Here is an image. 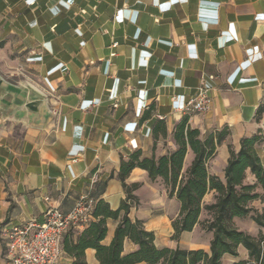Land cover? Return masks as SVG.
Listing matches in <instances>:
<instances>
[{
  "label": "crops",
  "instance_id": "0c3cea01",
  "mask_svg": "<svg viewBox=\"0 0 264 264\" xmlns=\"http://www.w3.org/2000/svg\"><path fill=\"white\" fill-rule=\"evenodd\" d=\"M200 85L210 109L182 114ZM184 116L202 138L226 129L208 162L221 179L228 146L237 152L241 138L264 134V0H0V226L41 220L49 206L66 213L83 195L118 208L121 159L175 150L172 131ZM256 152L264 163V142ZM192 158L188 150L183 171ZM125 182L140 185L129 217L154 232L157 246L176 247L175 196L140 168ZM255 182L247 169L244 183ZM202 201L212 203L214 191ZM117 222L106 219L103 244ZM238 227L264 234L253 221ZM211 236L197 248L208 252ZM134 249L126 239L124 252ZM85 258L99 264L91 248ZM239 260H248L241 245L221 264Z\"/></svg>",
  "mask_w": 264,
  "mask_h": 264
},
{
  "label": "trees",
  "instance_id": "16d2710c",
  "mask_svg": "<svg viewBox=\"0 0 264 264\" xmlns=\"http://www.w3.org/2000/svg\"><path fill=\"white\" fill-rule=\"evenodd\" d=\"M161 133L166 135L164 126ZM226 134V129H222L202 138L199 130L191 128L184 116L172 131L177 145L175 150L157 157L154 154L142 157L141 152L135 150L126 160L121 159L118 178L125 198L116 209H111L104 200H98L93 206L92 219L82 229L69 230L64 235L62 246L64 253L72 259L69 264H88L85 250L89 248L94 250L99 264H221L222 256H236L240 245L247 250L248 260L233 264H264V234L259 232L253 236L232 223L233 218L250 217L257 226L264 227V194L255 190L259 186L264 192V163L256 152L260 137L241 138L237 152L228 146L229 157L221 179L208 172V162L215 156L216 147ZM188 150L193 158L183 171ZM133 168L145 170L151 181L160 178L168 195H174L178 201V212L171 219L172 240L177 241L183 232H190L199 223L202 210L209 214V219L201 223L202 229L212 234L208 252L178 245L159 247L155 244L154 232L147 230L142 220L129 217L131 208L138 204L133 192L140 186L125 182ZM247 169L256 179L254 184L244 183ZM211 190L214 201L204 204L203 197ZM256 199L263 203L261 212L249 206V202ZM107 218L118 222L110 242L103 244ZM126 239L136 245V249L124 252Z\"/></svg>",
  "mask_w": 264,
  "mask_h": 264
},
{
  "label": "built area",
  "instance_id": "2783aa9c",
  "mask_svg": "<svg viewBox=\"0 0 264 264\" xmlns=\"http://www.w3.org/2000/svg\"><path fill=\"white\" fill-rule=\"evenodd\" d=\"M118 45L117 41L111 43ZM113 55L112 53L110 54ZM212 97L203 85L177 108L182 114L204 113L210 109ZM162 119L161 115H157ZM94 199L81 196L66 213L49 206L41 215V220L32 218L20 224L0 226V241L6 264H58L66 255L62 241L69 230L82 229L91 219Z\"/></svg>",
  "mask_w": 264,
  "mask_h": 264
},
{
  "label": "rangeland",
  "instance_id": "374dc122",
  "mask_svg": "<svg viewBox=\"0 0 264 264\" xmlns=\"http://www.w3.org/2000/svg\"><path fill=\"white\" fill-rule=\"evenodd\" d=\"M259 137H260V141L257 145H260L262 142H264V134H260ZM258 200L259 199H256L255 202L251 201L253 203L250 204V206L253 209L259 210L262 207L263 203L262 202L259 203ZM206 219H209V214L205 210H202L199 216V223L195 225V229L193 231L191 230L189 233L183 234L178 241L169 240V243L173 246L177 244L181 246L182 248H188V249H191V248L196 249L197 247H205V245L207 244L209 232L202 229L201 223ZM250 221H252L250 217L236 218L235 220L234 218L232 219L233 225L236 226L237 228H239L238 226L246 225V223ZM245 228L247 229V227ZM245 232H247V230ZM256 235H253V236H256ZM160 238L162 240L167 239L163 235L159 236V240Z\"/></svg>",
  "mask_w": 264,
  "mask_h": 264
},
{
  "label": "water",
  "instance_id": "95a60500",
  "mask_svg": "<svg viewBox=\"0 0 264 264\" xmlns=\"http://www.w3.org/2000/svg\"><path fill=\"white\" fill-rule=\"evenodd\" d=\"M41 96V95H40Z\"/></svg>",
  "mask_w": 264,
  "mask_h": 264
}]
</instances>
